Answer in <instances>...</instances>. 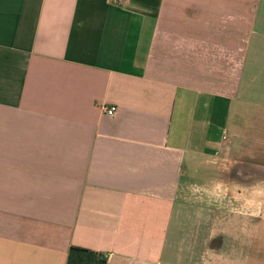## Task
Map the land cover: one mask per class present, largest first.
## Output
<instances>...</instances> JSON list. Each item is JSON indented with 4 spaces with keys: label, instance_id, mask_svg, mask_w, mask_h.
Here are the masks:
<instances>
[{
    "label": "crops",
    "instance_id": "0c3cea01",
    "mask_svg": "<svg viewBox=\"0 0 264 264\" xmlns=\"http://www.w3.org/2000/svg\"><path fill=\"white\" fill-rule=\"evenodd\" d=\"M255 109L264 0H0V264L197 263Z\"/></svg>",
    "mask_w": 264,
    "mask_h": 264
},
{
    "label": "rangeland",
    "instance_id": "374dc122",
    "mask_svg": "<svg viewBox=\"0 0 264 264\" xmlns=\"http://www.w3.org/2000/svg\"><path fill=\"white\" fill-rule=\"evenodd\" d=\"M261 111L255 109L252 116H256L246 114L239 122L243 128L259 131L258 134L247 131L243 137L246 141H260L262 153L254 159L252 146L239 150L241 130L240 134L238 129L233 134L229 131L225 137L229 149L217 158L218 168L209 166L213 181L198 183L199 190H203L197 201L200 229L196 232L198 244L202 243L198 252L202 253L194 264H264V111ZM254 160L260 165L254 166Z\"/></svg>",
    "mask_w": 264,
    "mask_h": 264
},
{
    "label": "built area",
    "instance_id": "2783aa9c",
    "mask_svg": "<svg viewBox=\"0 0 264 264\" xmlns=\"http://www.w3.org/2000/svg\"><path fill=\"white\" fill-rule=\"evenodd\" d=\"M110 1H113V2H120L122 0H110ZM103 112L109 116H112L115 114L116 110H117V107L115 105H110V106H103L101 107Z\"/></svg>",
    "mask_w": 264,
    "mask_h": 264
}]
</instances>
